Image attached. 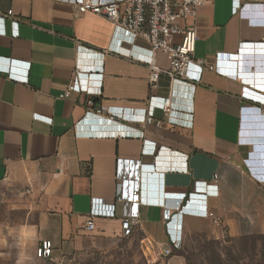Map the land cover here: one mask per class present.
Segmentation results:
<instances>
[{
    "label": "crops",
    "instance_id": "0c3cea01",
    "mask_svg": "<svg viewBox=\"0 0 264 264\" xmlns=\"http://www.w3.org/2000/svg\"><path fill=\"white\" fill-rule=\"evenodd\" d=\"M251 12L247 19L233 14L231 0L200 7L197 18L187 22L198 30L194 57L216 63L217 70L205 67L199 81L177 79L172 87L163 75L152 89L146 65L130 58L149 54L148 44L106 18L77 15L71 4L56 0H0L7 31L0 33V264H80L81 255L94 254L115 260L137 245L144 254L147 250L151 264H189L190 235L222 245L264 237V186L244 164L252 156L250 145L264 137V117L241 110L247 91L234 78L232 57L248 56V50H239L241 42L264 39L263 9ZM13 21L19 23L18 37L11 35ZM255 56L242 71L264 77V49L256 48ZM157 63L168 67L164 54ZM10 68L28 81L10 79ZM76 69L87 74L96 104L118 110L141 113L150 95L171 93L170 121L121 124L94 115L86 93L60 98ZM95 71L103 74L90 75ZM36 114L40 118L34 119ZM125 130L133 134L118 137ZM120 158L141 161L140 175L147 171L144 165L155 166L159 192L142 186L146 196L208 193L209 215H183L182 248L172 256L159 255L168 240L160 206L141 205L139 225L124 234L128 208L117 200ZM261 160L255 153L252 167L263 173ZM198 183H207L208 191L196 189ZM95 200L115 202L117 209L88 229ZM43 240L53 243L47 259L36 255Z\"/></svg>",
    "mask_w": 264,
    "mask_h": 264
},
{
    "label": "built area",
    "instance_id": "2783aa9c",
    "mask_svg": "<svg viewBox=\"0 0 264 264\" xmlns=\"http://www.w3.org/2000/svg\"><path fill=\"white\" fill-rule=\"evenodd\" d=\"M67 2L74 7L77 15L85 13H93L102 16L111 21L117 29L123 30L133 39H141L145 41L150 49L149 54L133 55L130 58L138 63L146 65L149 70L148 82L150 87L157 88L160 78L165 75L173 86L177 79L186 81H199L203 69L206 67L212 71L217 70L216 63L210 64L205 59H196L194 53L196 50V42L198 40V30L195 24H188L190 19H196L199 8L211 0H56ZM263 9L264 22V0H231V11L243 19L250 17L251 11L254 9ZM5 15H0V33L7 34L5 28ZM264 25V24H263ZM19 23L13 21L12 37L19 36ZM249 48L257 50L264 49V39L259 42H241L240 51ZM164 54L168 59V67H162L157 63V56ZM242 56V55H241ZM240 56V57H241ZM231 57V56H229ZM239 57V52L232 56ZM29 67V65H28ZM101 69L97 68L96 70ZM240 69V70H239ZM243 68L236 65L234 78L239 80L246 89L243 95L244 104L241 110L255 112L264 117V77H256V74H244ZM29 71V69H28ZM255 73V72H254ZM103 74V72H92L90 75ZM87 74L81 73L76 69L74 76L76 79L71 81L67 89L60 95V98H68L74 92L79 91L90 96L87 105L92 109L94 115H107L110 121H119L123 123H138L146 126L151 123L161 124L169 122L172 112L171 93L165 97L150 95L147 103L141 107V113H136L135 108L126 107L118 110L115 106L96 104L93 96L97 95L95 91L89 87L86 82ZM255 76V77H254ZM8 77L17 82L26 83L28 75H16L13 69H9ZM262 87V90L257 88ZM99 96L101 93H98ZM156 111L161 112V116H157ZM40 118L34 115V119ZM132 135L131 130H125L118 137H127ZM259 139V138H258ZM251 139L244 143L248 145ZM151 151L156 153L157 146L151 145ZM249 146V145H248ZM252 148V146L250 145ZM147 149L144 148V151ZM244 159V164L248 167L250 173L262 183L264 186V156H262L261 165L263 173L256 171L252 167V157ZM141 161L120 158L117 160L116 178L117 200L124 202V206L128 208L123 212L122 228L125 235H130L134 226L140 223V206L154 205L163 209V218L167 230V243L162 247L159 255L167 258L172 256L176 251L182 248L184 240L182 217L185 214L206 217L209 215L207 206L208 193L199 192H175L160 193V196H146L140 182ZM146 165L143 167L145 168ZM187 167H185V170ZM154 169V168H153ZM182 170V169H180ZM218 180V175H214V181ZM163 181V180H162ZM198 190L208 191L207 183H198ZM186 194H190L184 199ZM169 199H173L174 203L169 204ZM117 206L115 202L95 200L91 204L88 215L87 227L93 229L95 219L106 215H113ZM218 218L216 222H218ZM53 243L51 240H43L36 250L38 258L47 259L52 256Z\"/></svg>",
    "mask_w": 264,
    "mask_h": 264
},
{
    "label": "rangeland",
    "instance_id": "374dc122",
    "mask_svg": "<svg viewBox=\"0 0 264 264\" xmlns=\"http://www.w3.org/2000/svg\"><path fill=\"white\" fill-rule=\"evenodd\" d=\"M186 243L189 264H264L263 236L240 238L222 245L190 235ZM145 254L137 245L122 251L115 260L102 255H81L80 264H151Z\"/></svg>",
    "mask_w": 264,
    "mask_h": 264
},
{
    "label": "water",
    "instance_id": "95a60500",
    "mask_svg": "<svg viewBox=\"0 0 264 264\" xmlns=\"http://www.w3.org/2000/svg\"><path fill=\"white\" fill-rule=\"evenodd\" d=\"M249 54L248 56H240L236 59L235 63L238 67H244V65L248 62L256 61V50L255 49H248ZM252 53V54H251ZM246 62V63H245ZM154 168V169H153ZM145 170H147L143 175H140V182L143 184L148 192H156L158 190L159 192V187L157 188V177L159 178V174L155 173V166L152 164H148L145 166Z\"/></svg>",
    "mask_w": 264,
    "mask_h": 264
},
{
    "label": "clouds",
    "instance_id": "9594fccd",
    "mask_svg": "<svg viewBox=\"0 0 264 264\" xmlns=\"http://www.w3.org/2000/svg\"><path fill=\"white\" fill-rule=\"evenodd\" d=\"M259 143H257V144H252L251 146H252V154H255V153H259L260 154V156H261V154L264 156V137H260L259 138V141H258ZM186 197H188V200H191V196H190V194H186L185 196H184V199L186 198ZM185 214V213H184Z\"/></svg>",
    "mask_w": 264,
    "mask_h": 264
}]
</instances>
